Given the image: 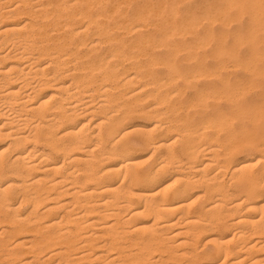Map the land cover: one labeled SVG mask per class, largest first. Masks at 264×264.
Listing matches in <instances>:
<instances>
[{
    "label": "bare ground",
    "instance_id": "obj_1",
    "mask_svg": "<svg viewBox=\"0 0 264 264\" xmlns=\"http://www.w3.org/2000/svg\"><path fill=\"white\" fill-rule=\"evenodd\" d=\"M132 1L0 0V264H264V0Z\"/></svg>",
    "mask_w": 264,
    "mask_h": 264
},
{
    "label": "rangeland",
    "instance_id": "obj_2",
    "mask_svg": "<svg viewBox=\"0 0 264 264\" xmlns=\"http://www.w3.org/2000/svg\"><path fill=\"white\" fill-rule=\"evenodd\" d=\"M148 1V3L149 2H151V4H154V2H156V0H135V1H132V4H130L131 5V7H130V5H128V7H127V5H125L126 6V8H129L130 9V12H128V13H126V14H132V9L134 8V7H144V4H146V3H144V2H147ZM153 2V3H152ZM136 3V4H135ZM183 3V4H182ZM202 4V5H200V4ZM211 3H212V5H211ZM213 3H214V0H196V2H195V0H187L186 2H185V0L183 1V2H181L180 3V5H178V8H179V10H178V13L177 14H179V15H176V18L177 19H181V17H183L185 14L184 13H186L189 9H191V8H194V9H192L193 11H195V12H197V13H199L201 10L203 11V8H204V10L205 9H210L212 6H213ZM156 4V3H155ZM154 4V5H155ZM204 4V5H203ZM157 5V4H156ZM155 5V6H156ZM190 5V6H189ZM189 6V7H188ZM203 6V7H202ZM189 8V9H188ZM124 9H125V7H124ZM135 9V8H134ZM127 11H129L128 9H126ZM126 10H124L125 12H127ZM168 14H170V12L169 11H166L165 13H164V17H162V16H158V17H161V18H170L171 16H169ZM165 15H167V16H165ZM170 15H172V14H170ZM173 16V15H172ZM157 17V16H156ZM156 17H154V21H157L156 19H158V17L156 18ZM174 17V16H173ZM173 17H171V19L170 20H172V18ZM156 18V19H155ZM153 19V18H152ZM160 19V18H159ZM176 19V20H177ZM180 19L179 20H177V21H179L180 22ZM161 20V19H160ZM169 20V19H168ZM150 22H151V20H149ZM148 21V22H149ZM157 22H159V20L157 21ZM152 23H155L154 24V26L152 25ZM152 23H150V25H148L149 23H147V25H146V28H148V26H149V29L150 30H148L149 32H154V35L155 36H158V34L156 33V31H157V27L155 26V25H157L158 23H156V22H152ZM157 28V29H156ZM218 28H219V24L217 23L216 25H215V30H216V32H218ZM235 27H234V25L233 26H230L229 27V32H228V34H227V41L229 42V43H231L232 41H233V31L235 30L234 29ZM156 30V31H155ZM232 30V31H231ZM203 31H204V26H201V27H199V29H198V32L200 33V34H203ZM153 34V33H152ZM180 36V37H179ZM179 36L178 35H176V37H171V40L172 41H175L176 42V40H178L177 41V43H179V41H181L180 42V44L179 45H181V43H182V45H181V47L183 46V43L184 42H182L183 40L185 41V44H187V46H188V44H192L191 43V39L193 38V36L192 35H180L179 34ZM182 36H183V38H182ZM185 38V39H184ZM174 39V40H173ZM187 41V42H186ZM169 42V41H168ZM190 42V43H189ZM171 43V42H170ZM192 45H194V44H192ZM159 50V49H158ZM161 51L163 50V48L162 49H160ZM159 50V51H160ZM210 51H211V49H210V47L209 48H207V56H208V58H207V61L209 62L210 61V63L209 64H211L212 63V59L209 57V54H210ZM200 52H201V50H200ZM241 52H242V54L243 55H245L246 53V50L244 49V48H242V50H241ZM185 53L183 52H181L180 53V56H179V60H180V64H181V66H184L185 64L187 65V62L185 61ZM186 62V63H185ZM234 70V69H233ZM232 70V71H233ZM234 72V76H236L235 74L237 73L238 74V77H243V71L241 70V69H236V70H234L233 71ZM239 72H242V73H239ZM246 76V75H245ZM235 77H233L232 79H234ZM263 80V82H261V84H259V86H258V88L256 87V88H253L251 91L252 92H249L250 94H248V98L249 99H253V100H257L259 97H257L258 96V94H259V92L261 91V87L260 86H262L263 88H264V79H262ZM254 90V91H253ZM189 93H191V92H189ZM253 95V96H252ZM257 98V99H256ZM137 123H143V120H141V119H138V120H135ZM236 125H237V123H236ZM204 241V242H203ZM202 241V243H205V239Z\"/></svg>",
    "mask_w": 264,
    "mask_h": 264
}]
</instances>
